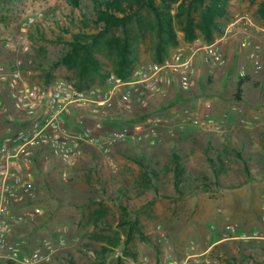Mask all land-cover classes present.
Wrapping results in <instances>:
<instances>
[{"label":"rangeland","instance_id":"rangeland-1","mask_svg":"<svg viewBox=\"0 0 264 264\" xmlns=\"http://www.w3.org/2000/svg\"><path fill=\"white\" fill-rule=\"evenodd\" d=\"M167 1L178 39L167 57L179 49L210 44L201 33L195 41H188L182 18L177 17L185 0ZM226 1L227 10L218 19L212 43L223 48L231 38L229 27L248 19L249 32L257 37L255 43L263 46L264 0ZM93 5L94 0H80L79 6L71 0H0V61L9 63L21 55L22 24L30 15L42 12L44 26L29 29L34 60L30 79L42 84L67 80L69 72L60 59L83 23L88 25L87 33L96 31L90 18L95 13ZM147 28L152 29L151 22L143 26L149 38L137 46L136 65L154 61L156 55L154 33ZM235 28L242 27L236 24ZM231 62L227 67L243 79L237 61ZM106 71L113 72L110 61H106ZM262 75L263 69L256 77L248 74L247 79H261ZM151 112L163 117L159 111ZM5 118L0 108L4 127ZM119 126L128 127L126 122ZM170 140L164 132L163 140L153 149L120 147L112 155L115 170L109 157L87 149L66 179L62 165L42 160L35 172L38 204L44 213L34 223L17 229L14 239L26 241L23 253L30 255L50 241L57 252L42 264H264V200L218 196V184L207 179L206 173L196 177L183 169L177 182L174 155L178 153ZM210 165L215 168L216 164ZM237 201L240 203L234 205ZM228 226L236 232L229 233ZM62 233L66 243L59 246ZM239 235L248 239H233ZM0 264L14 263L0 260Z\"/></svg>","mask_w":264,"mask_h":264},{"label":"built area","instance_id":"built-area-1","mask_svg":"<svg viewBox=\"0 0 264 264\" xmlns=\"http://www.w3.org/2000/svg\"><path fill=\"white\" fill-rule=\"evenodd\" d=\"M43 23L44 13L30 15L21 27V55L9 63L0 61V108L6 116L0 140V260L14 264L50 262L58 249L45 241L27 255L23 253L26 241L14 239L19 227L34 223L44 213L38 204L35 172L42 160L62 165V176L66 179L87 149L109 157L115 170L117 164L112 155L120 147L153 149L163 140L164 132L173 137L186 124L217 129L218 122L209 115H193L185 110L182 117H162L151 115V105L167 101L175 88L189 93L198 86V57L210 70L228 65L225 51L216 42L179 49L161 63L137 65L126 78L110 73L103 84L89 89H78L66 79L42 84L30 79L34 60L29 29L42 27ZM236 24L242 28L238 30ZM250 25L248 19L238 21L229 27L227 34L238 35L240 47L248 51L251 60L257 61L261 47L251 38ZM260 69L257 63L256 70ZM240 75L248 76L243 71ZM125 122L128 127L121 128L119 125ZM262 218L264 221V214ZM227 230L236 232L232 226ZM242 238L248 239L246 235L233 237ZM65 243L62 233L58 244Z\"/></svg>","mask_w":264,"mask_h":264},{"label":"crops","instance_id":"crops-1","mask_svg":"<svg viewBox=\"0 0 264 264\" xmlns=\"http://www.w3.org/2000/svg\"><path fill=\"white\" fill-rule=\"evenodd\" d=\"M250 36L254 42L257 40L252 33ZM237 39L240 37L233 35L223 44L229 57L228 65H233L232 60L237 61L240 73L256 77L264 70V45L260 44V57L254 61L249 58L248 51L237 44ZM257 63L261 65L259 71ZM227 66L209 70L198 57V86L189 93L175 88L167 101H155L151 110L165 117H182L185 110L193 115L213 117L218 122L217 129L186 124L175 136L168 137L170 144L177 147L182 169L196 177L206 173L207 179L218 184L219 187H215L218 196L263 201L264 75L261 79H245L238 97L241 79ZM4 128L0 124V140ZM211 163L216 164L215 168H211Z\"/></svg>","mask_w":264,"mask_h":264},{"label":"trees","instance_id":"trees-1","mask_svg":"<svg viewBox=\"0 0 264 264\" xmlns=\"http://www.w3.org/2000/svg\"><path fill=\"white\" fill-rule=\"evenodd\" d=\"M160 1V2H159ZM77 6L80 0H71ZM226 0H185L179 7L177 17L181 19L182 30L192 42L201 33L211 44L215 40L218 19L227 10ZM91 20L96 31L87 33L86 23L81 32L69 40L70 48L60 59L69 72L68 79L78 89H89L104 83L108 71L106 61L113 65V72L120 77H128L137 66V46L149 37L146 22H151L156 40L155 62L167 58L170 47L178 43L174 26V16L167 0H94ZM243 78L238 84L240 96ZM175 180L181 179L180 157L174 155Z\"/></svg>","mask_w":264,"mask_h":264}]
</instances>
